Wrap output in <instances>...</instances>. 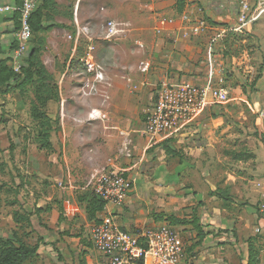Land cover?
<instances>
[{"label": "crops", "instance_id": "obj_1", "mask_svg": "<svg viewBox=\"0 0 264 264\" xmlns=\"http://www.w3.org/2000/svg\"><path fill=\"white\" fill-rule=\"evenodd\" d=\"M12 1L0 0V4ZM55 1L58 4L65 2V0ZM149 1L150 3L146 4ZM252 1L255 3V0ZM189 2L190 0H184L181 11L177 9L176 0H146L143 6L156 9L162 14L172 11L176 16L185 13L193 20L200 19L198 18L199 13L194 8L195 5H189ZM254 3L250 4L251 7ZM227 13L225 16H230ZM263 16L264 14L261 15V13L255 14L252 18L249 17L248 21L238 22L237 26L233 27L236 31L244 30L259 37L261 54L264 53V36L262 37L264 24L261 21ZM75 19L77 21L76 15L74 21ZM212 27L211 32L208 30L204 34L187 39L176 25L158 35L156 41L146 43L148 54L144 57L143 66L147 67V72L134 73L127 70L123 74H116L113 77L112 88L108 91L110 102L102 99L101 101L82 99L80 92L84 89L81 87L84 71L79 66L75 68V63L72 62L78 59L85 60L83 57L78 58L76 52L78 48L74 50V44L70 42L65 47L66 53L69 54L70 64L63 68L62 73H57L60 71L55 67L52 69L61 97L63 92H65L64 97L68 98L71 95L74 97V100L62 99L57 102L59 103L57 124L61 125L68 141H71V136L76 132L82 133L83 141L89 135L91 142L99 141L98 146L93 148V152L96 153L94 158H98L102 168L105 169L111 165L112 168L126 176L128 174L137 175L125 203L120 207L106 204L102 211L96 213L97 218L111 214L123 230L132 233L169 223L167 219L169 216L186 220L185 224L175 225L184 243V254L180 264H249L250 261H253V264H264V237L255 233V228L261 223L257 210L258 204L264 198L263 127L262 132H259L261 135H258L257 142H247L245 134L242 135V129L246 121H251V119L247 120L245 116L237 118L217 115L223 113L220 110V104H211L183 132L156 138L144 137L146 141L144 148L136 150V144H132L134 151L131 158L125 157L121 150L125 141L123 136H119V131H122V128L125 129L123 126H128L131 122L130 119L134 116L130 117L129 114L135 111L138 102L153 105L155 98L149 92V86L156 78L161 79L160 82L181 79L198 85L210 83L213 86L224 88L223 79L229 65L225 64V69L222 68L218 55L210 54L207 50V46L215 40L213 36L215 32L221 33L224 27L215 24ZM11 30L12 32L9 33ZM14 30V20L10 16H1L0 32H6L1 36L3 41L13 39ZM72 31H74V23ZM159 47L160 54L157 55ZM94 56L93 54L92 61L95 60ZM157 58L158 62H155ZM124 76H129L133 80L144 77L143 83L146 87H139L138 93L133 94L128 91ZM74 77L76 79L71 82ZM259 83L263 84L262 88H264V71L257 85ZM62 84H64V91ZM124 116L126 120L121 119ZM92 121L91 125L94 126L86 127L83 132L82 129L74 126L84 123L89 125ZM127 130L123 131L130 133ZM186 131L198 134L194 137V141L188 143L192 145L187 148L191 149L188 155L194 157H205L206 155L209 158L206 167L195 169L194 165L186 166L184 159L175 165L169 164V159L176 156V152L172 147L165 148L164 142L169 141L168 144L171 146V139L177 138ZM211 141L215 147H211ZM204 144L209 146L205 150L206 154L202 153ZM153 146H157L155 152H151ZM157 151L161 153L160 159L155 154ZM185 152H187L186 148ZM220 156L226 159L223 170L221 169L223 161L218 159ZM171 161L174 160L171 159ZM141 169H143L142 172H140ZM100 172L96 171L78 186H74L71 180L73 179L72 174L67 170L60 181L67 179L70 188L85 189L87 182L91 181L93 184V176ZM185 191L187 195L184 197ZM90 196V193L84 192L81 196L82 201L76 202L71 209L65 206L60 207L55 221L60 224L65 218H74L79 212L87 224L93 223L87 209ZM78 200H80L79 197ZM49 211L53 212V209L51 210L50 207ZM75 236H78L79 260L83 259L84 264L104 263L102 254L96 251L91 243L90 231L87 238L79 237V233ZM90 247L92 249H89ZM88 251L92 252L90 257ZM85 256L90 258L89 262H86ZM79 260L76 263L80 264Z\"/></svg>", "mask_w": 264, "mask_h": 264}, {"label": "rangeland", "instance_id": "obj_2", "mask_svg": "<svg viewBox=\"0 0 264 264\" xmlns=\"http://www.w3.org/2000/svg\"><path fill=\"white\" fill-rule=\"evenodd\" d=\"M145 1L65 0L61 4L55 1L56 5L53 10L42 6L40 0L39 11L42 15L48 14L51 19L43 20L42 29L34 31L24 58L35 47L46 69L52 73L55 83L53 67L60 71L57 73H62L63 68L70 64L68 62L69 54L66 53L65 47L71 42L68 39V33L73 32L74 16L76 15L79 24H88L94 31V61L100 66L104 76L101 88L104 86V89L109 91L116 74H123L127 70L143 73L141 66L144 65V57L148 54L145 44H149L152 40L156 41L158 36L153 31L156 15L176 16L172 11L162 14L156 9H149V7L143 6ZM241 1L190 0L189 5H195L194 8L199 13L198 18L205 19L210 26L215 24L225 28V32H215L213 35L215 40L207 46L210 54L218 55L221 59L222 68L225 69V64L229 65L226 68V75L222 84L228 91V99L224 104L219 105L223 113L217 115L237 118L245 116L248 118L247 120L251 119L243 125L242 135L245 134L247 142H257L258 135H261L259 132H262V127L264 128V123L260 122L256 115L257 108L264 100L263 84L257 85V81L264 71V53L261 54L259 37L244 30L240 32L233 29L238 24L237 18ZM247 1H250L251 5L254 3L252 0ZM148 3L150 1L146 2V4ZM263 7V2L255 0L250 16L259 13L264 14ZM226 13L230 16H225ZM211 14L213 15L210 16ZM216 15L219 17L216 18ZM4 20L7 19L4 18ZM109 20L115 21L120 31L112 41L101 40L98 37L99 32L102 25H105ZM261 21L264 24V16ZM211 29L213 30V27ZM11 32L12 30L9 33ZM4 33L6 32H0V60L5 59V65H0V73H5L8 76L7 70L15 73L11 67V54L15 37L3 41L1 36ZM186 38L189 39V37ZM139 42L143 43V47L138 45ZM77 48L78 58L84 57L85 41H80ZM159 49L160 47L157 49V55L160 54ZM57 51L58 54L56 55ZM155 62H158V58ZM72 63H75V68L79 66L83 69L81 87L86 89L93 77V67L90 62L79 59ZM20 73L16 74H20V77L23 78L24 71ZM68 74L70 75V73ZM74 79L76 78L74 77L71 82ZM124 79L128 91L133 94L138 93L139 87H146V84H141L145 80L144 77L133 80L129 76H124ZM160 80L156 78L149 86V92L152 97L154 96L153 98L156 94V85L160 83ZM6 82L10 86V90L6 93V83L0 84V237H20L28 245L39 244L37 257L25 264H78L76 262L79 260V243H77L78 236L75 235L79 233V237L85 236L87 238L92 223L87 224L79 212L74 218H65L60 224L55 220L60 207L65 206V208L71 209L76 205V202L82 201L81 196L84 192L92 193V182L83 184L85 189L82 187L70 188L67 179H63V181L60 179L69 170L73 177L71 180L74 186H78L96 171L103 170L104 168L100 166L98 158H94L96 153L93 152V148L98 146L99 141L91 142L90 135L86 137V140L89 138L87 141H83L81 132H76L73 136L70 135L72 139L68 141L63 134L61 125L53 123L57 129L51 133L52 146L46 149L41 148L37 139L39 122L34 120L31 114V102L36 100L35 87L26 85L23 92H20L12 80L11 74ZM54 86L58 90L60 100H74L73 95L68 98L64 97L65 92L62 93L61 97L58 85L55 83ZM63 86L64 84H62L64 91ZM134 86L137 89H134ZM151 95L149 94V96ZM82 99L111 101V98H102L100 95H82ZM58 106L59 103L56 104L51 101L47 108V114L53 121L59 118ZM150 106V104L138 102L135 111L129 114L130 117L134 116L130 119L131 122L128 126H123L125 129L122 128V131H119V136H123L125 141L121 150L127 158H131L133 154L132 144H136V150L146 146L145 136L142 135L141 129L144 124V112ZM121 119L126 120L125 116ZM89 123V125L74 123V126L79 127L83 132L86 127L94 126L91 125L93 121ZM196 135L198 134L186 131L177 138L171 139V147L174 148L176 156L169 157V164L175 165L184 159V165H194L195 169L207 166L209 158L206 155L205 157L188 155L189 150H191L187 149L191 145L188 143L194 141ZM138 138L141 139L135 141ZM207 143L209 144L208 140ZM211 143V147H215L212 141ZM156 147L153 146L151 152H155ZM202 147L204 148L202 153L206 154L205 150L209 146L204 144ZM185 148L187 152H185ZM155 154L158 159L161 158L160 151ZM218 159L223 161L222 167L220 166L223 170L226 159L224 156H220ZM107 169L114 168L110 165L104 170ZM127 177L132 179L134 184L137 175L128 174ZM186 195L185 191L183 196ZM47 206H50L53 212L46 211ZM16 216H27L31 224L24 220L17 221ZM88 255L90 257L92 252L88 251ZM89 261L90 258L86 257V262Z\"/></svg>", "mask_w": 264, "mask_h": 264}, {"label": "built area", "instance_id": "obj_3", "mask_svg": "<svg viewBox=\"0 0 264 264\" xmlns=\"http://www.w3.org/2000/svg\"><path fill=\"white\" fill-rule=\"evenodd\" d=\"M258 1L263 2L264 5V0ZM39 2L40 0H13L10 3L0 4V16L15 17L18 22V27L14 30L15 46L11 54V67L15 73H20L24 66V56L32 36L30 19ZM251 9L250 3L242 0L238 22L248 21ZM176 25L184 37L199 36L212 27L203 18L193 20L182 13L177 17L156 15L153 31L156 35H161ZM119 31L118 24L109 20L102 25L98 37L101 40L112 41ZM222 32H225V28L221 30ZM93 37L92 28L88 24H79L75 19L74 31L68 34V39L74 44V50L80 41H85L83 58L86 62H90L94 72L90 85L81 93L86 96L100 95L107 99L108 90L104 89V86L101 88L103 73L100 66L92 61L95 52ZM138 45L143 47L141 42ZM141 72H147V67H141ZM134 89L137 87L134 86ZM227 99L228 91L225 88L210 83L198 85L181 79L161 81L156 85L153 105L144 112L141 133L145 137L156 138L183 132L209 105L223 104ZM256 115L258 120L264 123V100L257 108ZM132 188L133 180L115 169H107L93 176L92 193L102 199L105 206L106 204L122 206ZM257 210L261 223L255 228V233L264 237V198L258 204ZM90 239L96 251L102 254L103 264H180L184 254L182 236L178 229L169 223L132 233L123 230L113 215L106 214L99 218L98 222L92 223Z\"/></svg>", "mask_w": 264, "mask_h": 264}, {"label": "trees", "instance_id": "obj_4", "mask_svg": "<svg viewBox=\"0 0 264 264\" xmlns=\"http://www.w3.org/2000/svg\"><path fill=\"white\" fill-rule=\"evenodd\" d=\"M42 6H46L49 9H53L56 5L55 0H41ZM176 5L178 11H181L184 6V0H176ZM40 4L37 6L35 11L33 12L30 25L32 34L34 31H38L42 29L43 20L51 19V16L48 14L42 15L39 11ZM15 23V29L18 27V22L15 17H12ZM13 46L15 43L13 42ZM14 48V47H13ZM37 49L35 47L29 52L26 58H24V66L21 71H24L23 78L20 77V74H16L8 71V76L5 73H0V84L6 83V90H10L9 84H7V80L9 79V75L11 74L12 80L15 82L16 87L23 92V89L26 85H32L36 89V100L31 102V114L34 120H37L39 127V135L37 137L39 146L41 148H51V133L57 129V126H53V123H58V119L55 121L47 114L48 103L50 101L59 102L60 96L58 95V90L54 86V79L52 74L46 69L43 64L40 56L36 52ZM5 65V59L0 60V65ZM5 68V66H4ZM164 146L167 149H170L166 142H164ZM174 151V150H172ZM168 152V151H167ZM126 176L125 174H123ZM90 200L88 201V212L93 222H98L99 218L96 217V213L103 210L105 206V202L91 193ZM46 211H49L50 207L45 208ZM17 221L24 220L28 224H31L29 218L27 216H16ZM169 220V224L175 226L177 224H185L186 220L175 218L173 216H169L167 218ZM39 244L36 243L34 245H28L24 243V241L20 237L16 238H2L0 237V264H25L31 260H33L38 255ZM80 264H84L83 259L79 260ZM249 264H253V261H250Z\"/></svg>", "mask_w": 264, "mask_h": 264}]
</instances>
